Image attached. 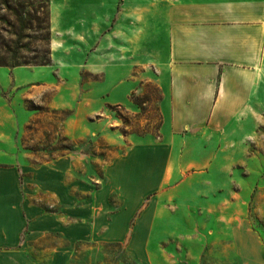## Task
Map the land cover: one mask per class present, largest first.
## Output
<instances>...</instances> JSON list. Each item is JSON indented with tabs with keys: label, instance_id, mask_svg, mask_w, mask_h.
<instances>
[{
	"label": "rangeland",
	"instance_id": "obj_1",
	"mask_svg": "<svg viewBox=\"0 0 264 264\" xmlns=\"http://www.w3.org/2000/svg\"><path fill=\"white\" fill-rule=\"evenodd\" d=\"M50 1V63L0 68V264H237L251 234L264 247V72L238 111L173 134L180 0Z\"/></svg>",
	"mask_w": 264,
	"mask_h": 264
},
{
	"label": "crops",
	"instance_id": "obj_2",
	"mask_svg": "<svg viewBox=\"0 0 264 264\" xmlns=\"http://www.w3.org/2000/svg\"><path fill=\"white\" fill-rule=\"evenodd\" d=\"M168 43L164 127L173 134L209 127L238 111L264 72V0L175 2ZM249 240L237 264H264L262 240L257 234Z\"/></svg>",
	"mask_w": 264,
	"mask_h": 264
},
{
	"label": "trees",
	"instance_id": "obj_3",
	"mask_svg": "<svg viewBox=\"0 0 264 264\" xmlns=\"http://www.w3.org/2000/svg\"><path fill=\"white\" fill-rule=\"evenodd\" d=\"M0 3L9 8L12 18L0 17L7 25L0 28V68L47 66L51 60V1Z\"/></svg>",
	"mask_w": 264,
	"mask_h": 264
}]
</instances>
